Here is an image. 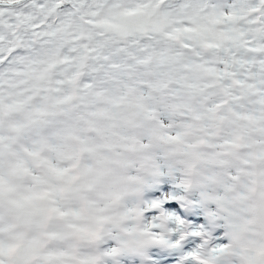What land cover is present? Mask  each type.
<instances>
[{
	"label": "snow or ice",
	"instance_id": "6c2138e0",
	"mask_svg": "<svg viewBox=\"0 0 264 264\" xmlns=\"http://www.w3.org/2000/svg\"><path fill=\"white\" fill-rule=\"evenodd\" d=\"M136 216L264 264V0H0V264H121Z\"/></svg>",
	"mask_w": 264,
	"mask_h": 264
},
{
	"label": "clouds",
	"instance_id": "9594fccd",
	"mask_svg": "<svg viewBox=\"0 0 264 264\" xmlns=\"http://www.w3.org/2000/svg\"><path fill=\"white\" fill-rule=\"evenodd\" d=\"M161 230L167 232V223L165 220L161 219ZM133 224L136 231L132 234L121 233L122 243L119 244V248L125 255L135 256L141 258L143 261H147V256L154 247L153 242L150 237L142 234V229L145 225V220L143 216H136ZM96 253L97 264H102L101 249L98 244H93L90 246Z\"/></svg>",
	"mask_w": 264,
	"mask_h": 264
},
{
	"label": "rangeland",
	"instance_id": "374dc122",
	"mask_svg": "<svg viewBox=\"0 0 264 264\" xmlns=\"http://www.w3.org/2000/svg\"><path fill=\"white\" fill-rule=\"evenodd\" d=\"M193 227H195V226H193ZM190 242H191V246H190ZM193 244H195V243H193L191 241V238H189V240L185 242V249H184V251L187 252V251H190L192 248H194L195 245H193ZM166 251L168 252V255H166V256H160V253L166 252ZM149 253H152L154 256H155V253H156L157 254V257H158V260H159V258H162V259L167 260V259H169V255L171 253H173V252L168 251V250L163 249V248L153 247L152 249H150ZM173 254H174L175 257L177 256L179 258V260H180V254L179 253H173ZM179 260H177L176 264H179ZM121 264H161V263H159L157 260H154V262H151L149 260V258L145 262V261H143L139 257L126 256V257H123L121 259ZM173 264H175V262H173Z\"/></svg>",
	"mask_w": 264,
	"mask_h": 264
}]
</instances>
